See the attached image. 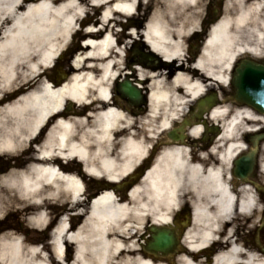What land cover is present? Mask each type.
<instances>
[{
  "label": "bare ground",
  "instance_id": "1",
  "mask_svg": "<svg viewBox=\"0 0 264 264\" xmlns=\"http://www.w3.org/2000/svg\"><path fill=\"white\" fill-rule=\"evenodd\" d=\"M201 2L0 0V222L10 215L20 223L0 229V264H49L22 231H44L56 218L51 250L58 264H167L138 246L137 236L148 223L168 222L182 190L194 199L189 249L211 240L226 246L211 261L182 255L177 264H264L230 240L232 224L226 239L215 236L236 211L247 220L260 207L252 187H236L229 169L247 148L243 134L264 117L221 96L206 113L192 114L185 139L164 141L198 100L230 87L239 56L264 54V0H227L197 58H186ZM120 36L138 40L147 61L129 67ZM123 79L145 95L144 105L118 101ZM210 124L219 133L207 154L192 157ZM150 149H160L151 166L127 194L118 193ZM89 182L104 190L87 202Z\"/></svg>",
  "mask_w": 264,
  "mask_h": 264
},
{
  "label": "flooded vegetation",
  "instance_id": "2",
  "mask_svg": "<svg viewBox=\"0 0 264 264\" xmlns=\"http://www.w3.org/2000/svg\"><path fill=\"white\" fill-rule=\"evenodd\" d=\"M227 0H202L200 6V15L198 19L199 29L190 37L188 41V45H190V49L193 51L192 53L196 54L200 47L203 39L205 38L206 32L210 28V26L216 23L224 14L225 6ZM125 31V29H124ZM126 37V36H125ZM124 36H120V42L123 45ZM123 39V40H122ZM135 46L132 48L125 46L124 48V60L127 64H134L135 59L137 58L140 61V58L134 56ZM127 53V54H126ZM127 55L128 58L125 56ZM247 55H250L248 53ZM259 61L264 60V54L261 56H255ZM113 95V99H114ZM117 98V94H116ZM118 99V98H117ZM206 134H204L201 138L202 142H198V146L194 148V155H198V153H208L211 142L214 140L216 135L219 133V128H210ZM176 129V128H173ZM179 136H183L181 139H185V132H178ZM204 137H206L204 139ZM168 140L167 133L164 135V141ZM160 151V149H155L151 151L149 159L143 161L140 168H138L137 172L141 173L147 165L153 161L155 155ZM229 175L232 181L235 183L236 187L242 186L244 183L239 181L234 173V166L231 164L229 169ZM248 183L251 185H259L260 183L264 184L257 175L248 179ZM256 196L259 200V209L256 214L249 217L246 220L245 226L237 227V221L233 218L232 222H228L227 225L221 226L220 230L215 234L219 239H226V232L229 228V224H232V237L230 240L238 241L245 245V248H249L257 252V254L261 255V258H264V190L255 192ZM194 199L191 191L182 190L179 192V200L176 208L171 211L169 215V220L165 224H162L164 231L169 238V245L165 253H158L157 255H152L156 260H162L167 264H177L178 259L182 255H189L193 258H205L211 261L217 252L225 249L226 243L221 246L218 240H211L206 246L200 248L198 250L192 251L189 249L188 245L185 242L186 233L189 229L194 228ZM155 226L156 224H152L150 231L143 234V238L151 239L153 235H155ZM226 241V240H225ZM229 241V240H228Z\"/></svg>",
  "mask_w": 264,
  "mask_h": 264
},
{
  "label": "water",
  "instance_id": "3",
  "mask_svg": "<svg viewBox=\"0 0 264 264\" xmlns=\"http://www.w3.org/2000/svg\"><path fill=\"white\" fill-rule=\"evenodd\" d=\"M232 84L235 88L236 100L246 103L256 111L264 114V63H258L250 59H243L239 62L233 72ZM119 92L122 97L127 98L131 103H141V95L138 89L128 81L121 84ZM200 105H212L211 101H202ZM174 138V133L170 134ZM264 134L258 136L261 140ZM256 151L251 150L246 154L239 155L235 162V174L239 178H246L251 174L255 164ZM166 234L158 229L153 240L148 243V250L151 252H164L168 247Z\"/></svg>",
  "mask_w": 264,
  "mask_h": 264
},
{
  "label": "rangeland",
  "instance_id": "4",
  "mask_svg": "<svg viewBox=\"0 0 264 264\" xmlns=\"http://www.w3.org/2000/svg\"><path fill=\"white\" fill-rule=\"evenodd\" d=\"M127 29V28H126ZM125 29V30H126ZM124 41H125V43L126 42H128L127 43V45H126V48L127 47H130V48H132V46H135V47H139L138 46V40L136 41L135 39H129V38H127V36L125 37L124 36ZM122 39V40H123ZM129 40V41H128ZM131 40V41H130ZM133 40V41H132ZM78 41L79 42H81L82 41V38H80V39H78ZM140 48V50H144V48L143 47H139ZM76 51H78V49H76L75 50V52ZM74 54V52H70V53H68V54H66V58L68 59L71 55H73ZM127 54V53H126ZM127 58H128V56L127 55H125ZM58 60V62L59 61H61V59L60 58H58L57 59ZM60 64H61V62H60ZM69 74V72L68 71H65V73H64V75L63 76H60V81H63L64 79H65V77H66V75H68ZM57 76H58V73L56 72V71H51V73H50V77L52 78V79H57ZM231 91H233V89L232 88H229V89H227V92L229 93V96H230V93H231ZM218 93H220V95H224V92H221V91H219ZM124 104V103H123ZM0 159H1V156H0ZM259 162L260 163H264V152H260V157H259ZM4 166V161H2V160H0V167H3ZM1 171H3V170H0V172ZM260 174H263L264 175V172H262V173H260ZM129 182V181H128ZM136 182V180H135V178L131 181V184H134ZM130 183V182H129ZM130 184V185H131ZM101 189L102 188H98L97 186H96V184H92L91 182H89V185H88V188H87V192H88V195H95L97 192H99V191H101ZM237 217V216H236ZM237 221L239 222L238 223V226H245V219L242 217H237ZM81 222V219L80 220H76V222H74V225L75 226H77V225H79V223ZM56 223H57V218H56V220H54V222L52 223V225H50L45 231H41V232H38V233H33V232H28L27 230H25L24 228H23V230L24 231H22L23 232V234H25V235H28L30 238H31V240H36V241H38V244L39 245H43V249H44V251L45 252H47V254H48V256H49V264H58L55 260H54V257H53V254H52V250H51V245H50V243L48 242V240H49V238H50V232H51V229H52V227L53 226H55L56 225ZM23 226H24V222H22L21 223ZM3 225H8V227H11L12 225H15V227L17 228V229H20V223H19V219H17V216H14V217H12V216H8V217H6V219H4V220H2L1 222H0V229L2 228V227H5V226H3ZM137 239H138V236H137ZM137 245L139 246V243L137 242ZM73 252V251H72ZM72 252H70V254L72 253ZM71 260H72V257H70L68 260H67V263H69V262H71Z\"/></svg>",
  "mask_w": 264,
  "mask_h": 264
}]
</instances>
